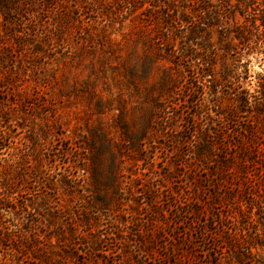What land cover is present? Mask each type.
Returning <instances> with one entry per match:
<instances>
[{"label": "rangeland", "instance_id": "374dc122", "mask_svg": "<svg viewBox=\"0 0 264 264\" xmlns=\"http://www.w3.org/2000/svg\"><path fill=\"white\" fill-rule=\"evenodd\" d=\"M202 1L0 0V264L264 260L214 185L233 141L209 143L264 45L223 54Z\"/></svg>", "mask_w": 264, "mask_h": 264}, {"label": "trees", "instance_id": "16d2710c", "mask_svg": "<svg viewBox=\"0 0 264 264\" xmlns=\"http://www.w3.org/2000/svg\"><path fill=\"white\" fill-rule=\"evenodd\" d=\"M236 1L232 4L230 0H222L210 5L207 0H203L195 12L200 13L197 16L199 29L205 34L209 33L206 41H210V33L215 31L218 49L230 57L243 51L250 53L251 48L264 45V0ZM237 14L242 18L241 22ZM196 71L194 77L200 86L211 87L213 92L216 91L215 87L205 81L206 67ZM236 73L237 81L248 78L246 68ZM243 83L238 82L231 90L236 107L222 116L221 124L226 126L217 124L219 129L212 131V141L209 142L205 137V141L199 145L209 146L207 142L220 145L225 136H230L233 141L228 146L230 151L216 161V180L213 181L215 186L221 187L219 192L224 191L225 198L229 199L231 207L238 213L243 227L246 225V229H243L249 239L242 237L235 246L239 249L237 254L240 258L251 256L252 249L257 252L258 249H264V232L261 236L255 230H250L254 221L250 214L253 206L257 209L258 220L264 223V146H255L257 142L264 144V77L259 78L253 92ZM260 264H264V260Z\"/></svg>", "mask_w": 264, "mask_h": 264}]
</instances>
